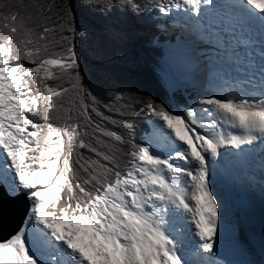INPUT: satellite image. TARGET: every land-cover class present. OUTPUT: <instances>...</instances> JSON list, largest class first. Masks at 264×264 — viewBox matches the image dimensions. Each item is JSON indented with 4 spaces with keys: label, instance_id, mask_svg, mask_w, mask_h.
<instances>
[{
    "label": "snow or ice",
    "instance_id": "obj_1",
    "mask_svg": "<svg viewBox=\"0 0 264 264\" xmlns=\"http://www.w3.org/2000/svg\"><path fill=\"white\" fill-rule=\"evenodd\" d=\"M257 188L264 0H0V264H264Z\"/></svg>",
    "mask_w": 264,
    "mask_h": 264
},
{
    "label": "trees",
    "instance_id": "obj_2",
    "mask_svg": "<svg viewBox=\"0 0 264 264\" xmlns=\"http://www.w3.org/2000/svg\"><path fill=\"white\" fill-rule=\"evenodd\" d=\"M160 39L163 41L164 37L161 36ZM161 52V49L151 48L143 41H137L133 46V54L139 57L140 62L133 69L134 79L132 83L139 89L154 93L157 98L164 97L166 94V86L162 85L152 72L153 61L159 59ZM177 93H174L175 97L181 99V95ZM136 123L137 130L144 126L141 117L136 118Z\"/></svg>",
    "mask_w": 264,
    "mask_h": 264
},
{
    "label": "bare ground",
    "instance_id": "obj_3",
    "mask_svg": "<svg viewBox=\"0 0 264 264\" xmlns=\"http://www.w3.org/2000/svg\"><path fill=\"white\" fill-rule=\"evenodd\" d=\"M250 194H253L255 195L257 198H259L261 200V197H260V193H259V189L257 188L254 192H251ZM234 212L237 216V211L234 209ZM238 217V216H237ZM239 218V217H238ZM244 223H242V227H241V239L242 240H247V237H248V231H249V228H247L246 226L243 225ZM257 233V239L259 238L260 234H258V232H255Z\"/></svg>",
    "mask_w": 264,
    "mask_h": 264
},
{
    "label": "rangeland",
    "instance_id": "obj_4",
    "mask_svg": "<svg viewBox=\"0 0 264 264\" xmlns=\"http://www.w3.org/2000/svg\"><path fill=\"white\" fill-rule=\"evenodd\" d=\"M177 92H179V93H177ZM175 93H177V94H180V91L179 90H177ZM256 232V231H255ZM256 234V233H255ZM258 234H261V231L260 232H258ZM256 236H258L257 234H256Z\"/></svg>",
    "mask_w": 264,
    "mask_h": 264
},
{
    "label": "water",
    "instance_id": "obj_5",
    "mask_svg": "<svg viewBox=\"0 0 264 264\" xmlns=\"http://www.w3.org/2000/svg\"><path fill=\"white\" fill-rule=\"evenodd\" d=\"M11 218V212H9V219Z\"/></svg>",
    "mask_w": 264,
    "mask_h": 264
}]
</instances>
